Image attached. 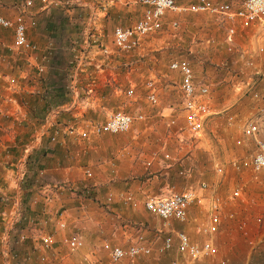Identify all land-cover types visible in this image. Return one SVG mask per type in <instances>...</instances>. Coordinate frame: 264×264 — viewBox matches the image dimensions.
<instances>
[{
  "label": "rangeland",
  "instance_id": "1",
  "mask_svg": "<svg viewBox=\"0 0 264 264\" xmlns=\"http://www.w3.org/2000/svg\"><path fill=\"white\" fill-rule=\"evenodd\" d=\"M57 1L59 3H56ZM227 1L234 7L240 3L239 0ZM22 2L23 0H0V16L11 20L20 12ZM78 2H86V14L75 31L85 33L84 37L88 33L90 41L85 39L75 48V60L81 62V58L87 55L84 61L88 62L89 68H93V62H99V65L90 73L86 90L77 88L74 93L71 90L72 97L69 101L74 103L68 111H73V114L84 109V117L77 120L76 117L68 115L63 126H84L86 123L98 122L116 110L140 114L141 118L133 121L126 131L118 134H89L82 138L70 134L73 138L72 142L68 143V148L67 135H58L56 132L53 134L54 140H50L49 135H42L40 138H43L47 148L45 158L50 159L52 155L54 157L50 159L52 162L49 167L44 168L50 170L43 172L41 169L37 172L35 193L44 197L54 194L57 199L49 201L45 206L57 208L59 212L82 204L86 207H110L117 203L126 206L122 199L126 194L132 196L140 193L144 197L167 196L189 187L200 188V185L205 183L207 191L211 190L220 202L218 209L221 222L218 230L207 236L216 245L217 252L215 255L193 261L198 262L197 264H223L222 257L229 255L230 264H246V258L260 256L257 243H264V176L252 173L249 160L253 152V141L250 137L241 138L240 129L242 130L245 117L255 113L259 104L264 109V73L255 65V61L260 57L264 60V31L259 29L258 33L246 42L248 49L246 46L244 50L248 52L233 46V37L232 50L227 51L224 31L218 36L209 27L211 23L220 27L224 25L223 19L227 23L232 19H226L220 14L205 13L208 18L202 23L194 24L198 31H193L194 28L185 25V20L172 16L170 18L168 13L171 11H165L161 27L142 37L135 49L124 53L113 46L112 30L116 25H131L138 16L140 17L142 10L139 12V4L133 0H46L43 4L31 0L30 7L22 12L26 24V38L27 35L29 38L34 34L33 29L36 26L32 14L38 6H48L56 16L59 13H67L68 9V14L77 17V8H80V5H76ZM171 21H176L177 25L171 27ZM252 25L255 24L248 27ZM259 35V42L256 44ZM12 36V26L0 28V111L6 112L13 110L11 106L6 108V105L14 104L13 94L15 95L17 85L23 81L30 84L36 71L42 72V64L45 63V49L40 53L36 52L37 47L34 51L13 48ZM259 46L263 48L262 51H258ZM99 47H105L106 51L99 50ZM36 58L40 59L39 64H35ZM179 58L190 64L198 82H205L210 87L206 102L210 112L216 111L204 119L198 139L190 137L182 128L179 80L173 75L177 71L168 67L171 60ZM148 80L154 81L156 101L153 104L145 98V82ZM128 88L133 89L132 97L125 95ZM252 92H257V97H252ZM12 113L15 114L13 111ZM228 116L230 119H227ZM258 120L264 124V111ZM2 132L6 133L5 130ZM40 138L38 141H41ZM61 140H64L65 144ZM53 150H56V153L51 155ZM244 161L247 162L246 165L238 169L233 168V162ZM214 164H222L225 171L221 174L216 172ZM118 170H128V173L126 177L115 182L114 174ZM85 172H89V176H86ZM47 175L52 179L53 186L44 188L43 182H39L37 178L43 180ZM124 181L129 183L124 184ZM234 187L240 188V195L230 198L229 193ZM109 193L112 198L118 195L119 201H115V197L106 201ZM95 194L97 196L91 200ZM78 197L81 200H78ZM35 202L38 207L43 205L41 199H36ZM206 204L207 202L202 206H189L187 220L193 218L196 222H187L193 227L207 221ZM195 206L199 212L195 211ZM230 212L232 217L227 216ZM7 217L6 213L2 214L3 224L12 226V220H7ZM35 217L37 221H41L39 223L44 220L40 214ZM256 217H260V221H256ZM36 219L32 217L31 221L34 223ZM159 223L154 217L146 222L151 225ZM42 225L43 234L49 235L51 240L64 237L68 233L79 236L73 232L74 227L58 231L53 220ZM42 225L37 230L33 228L30 232L26 231V234H33L34 242L39 245L42 255L45 256V260H42L40 254H37L38 261L45 262L47 258H51L50 254H59L66 258L81 249L70 250L54 243L50 247H43L38 240ZM174 228L176 230L177 226ZM167 230H171L170 226ZM167 232L157 230L156 236L163 237ZM19 234L23 236L21 233L15 235V232H12L16 244L23 240ZM10 239L11 237L9 241ZM149 246L150 254L157 253L156 244ZM262 247L264 248V244ZM8 251L12 250L8 248ZM102 253L103 263H111L106 252ZM165 253L167 251L162 254ZM250 264H264V259L261 262L260 259L254 258Z\"/></svg>",
  "mask_w": 264,
  "mask_h": 264
},
{
  "label": "crops",
  "instance_id": "2",
  "mask_svg": "<svg viewBox=\"0 0 264 264\" xmlns=\"http://www.w3.org/2000/svg\"><path fill=\"white\" fill-rule=\"evenodd\" d=\"M35 1L37 3L38 0H35ZM225 1H227V0H225ZM175 2H176V4H178L180 6H184L187 4V2H193V0H176ZM56 3H59V1H57ZM78 3L76 5H80L79 6L80 8H77V11H78L77 17L73 16V14L72 15L68 14V9H66L67 13L63 12V15L67 19V24L69 27L73 26L74 24H77V26H78L81 24V22H83L82 18L86 14V8H85L86 2H84V4H82V2H78ZM138 6H139V12H141L142 8L140 7V5H138ZM72 11H73V9H72ZM81 11H83V14H82V16H79ZM33 12L34 13L32 14V16L34 17L36 27H34V29H33V31H34L33 36L28 38V35H27V38L29 39L30 42L35 43L37 45V51L36 52L41 53L42 49L44 50L45 48L51 47L52 45H54L53 40L50 42V37L52 35V27L54 26V23H55L56 14L54 15V12L52 11L51 8H48V6H46V7L38 6L36 9H34ZM169 13H168V16L170 18L172 16V18L175 17L177 19L180 18L182 20H185L186 21L185 25H187L188 28H194L193 31H195V30L198 31V27L195 28L194 24L202 23L204 21V19L208 18L205 15L206 12L192 13V12L186 11L184 9L177 10V11H171L170 15H169ZM105 17H106V15H105ZM102 18H104V17H102ZM138 18H139V16H138ZM220 21H222V20H220ZM223 21H224V25L222 24V26L220 25V27L217 24L211 23L209 29L214 31L215 35L220 36V34L223 31L225 33V31H226L225 28L227 26H232L234 28L233 46L238 47L241 51L246 49V46H247L246 42H248L250 40V38L255 36V34H257L259 31V28L256 27L255 25H252L248 28H244L240 25L239 21L235 20V19L230 20L228 23L225 19H223ZM84 34L85 33H83V32L75 31L72 29L68 30L62 34V38L63 39L65 38L67 40L69 52H71L70 49H72V52H73L74 47L72 46V43L74 42L73 40L77 37V35H79L81 38V41L79 42L78 46L84 42L85 37H86V36L84 37ZM259 38H260V35L256 39L257 40L256 44H258ZM219 41L221 42V38ZM219 45L221 46L222 43H219ZM259 47H261V46H259ZM212 48H210V49L212 50ZM247 49H248V46H247ZM244 51L248 52V50H244ZM75 53L76 52L74 51V53H73L74 58H76ZM78 57H80V56H78ZM86 57H87V55H84L83 58H81L82 59L81 62H79V60H77V61L75 60V63H74L75 66H74V68H72L71 74L66 81L67 87L70 90H73V93H74V90L77 89V84L81 80H85L88 76V73H92L93 71H95V68L98 67V65H99V62L98 63L93 62V65H92L93 68L92 67L89 68L90 66H89L88 62L84 61V59ZM39 60L40 59L36 58L35 64H39ZM255 65L258 66L260 68V70L264 73V60H263V58L260 57V59L255 61ZM39 67H41V66H39ZM58 68H61V67H58ZM90 69H92V70H90ZM49 70H50L49 65H47L46 62L43 63L42 64V72H40V75H39L42 78L39 79L38 78L39 76H37L31 80L30 84L26 83L24 81L20 82L17 85L16 90L14 92L15 95L13 94L14 104H11V105L7 104L6 105V108L11 106V108L13 109L12 111L15 114H13L12 111H7V112L5 111L7 113V118H6V120L2 121V124H1L2 129H0V193L9 194V195L13 196L14 199H16V195H17V193H16L17 187L15 184L16 179H15V175H14V171H13L14 169L11 167V164H6V150H5L6 145H7V143H9V141H11L14 138V136L17 133L18 127L14 126L13 124L18 123L19 121L21 122L23 120H27V118H28L27 117L28 116V113H27L28 110L26 109V106L23 105L22 102L20 101V94L23 92L37 91V92H39L40 95H42V94L47 95L48 94L47 92L49 91L47 89L49 88L50 85H49V82L46 81L47 79H45V78H46L47 74H49L48 73ZM173 75H174V78L176 80L177 79L179 80V73L174 72ZM49 76H50V74H49ZM88 80L86 79V81H88ZM46 83H48V84H46ZM98 85H100V84H98ZM86 86H87V84H86ZM35 95H37V94H35ZM45 97H48V95ZM73 103H74V101L68 100V102L64 103L59 109H56V110L49 109L47 111H44V113H43L44 119H47L49 121V123L52 124V127L49 129V133L55 134L57 132L58 135L59 134L67 135L66 147L68 146L69 142H72V138H73L70 134L64 133V131H63V127H64L63 124L67 121L66 120L67 116L72 115V117H76L77 120L78 119L81 120L84 117V112H85L84 109L82 110V112H74L73 114L71 113L73 111L69 112L68 110H70ZM211 112L213 113L216 111L211 110ZM211 112H210V114H211ZM74 115H76V116H74ZM250 115H248V116H250ZM228 117L230 118V116H228ZM5 121H6V123L4 124ZM3 124L5 125L4 127H3ZM59 126H63V127L61 128ZM66 126H70V125H66ZM3 130H5L6 133H3L2 132ZM241 132H242V130L240 129V136L242 135ZM242 137L245 138V136H243V135L241 136V138ZM61 142L65 144L64 140H61ZM52 154H54V153H52ZM53 157L54 156L52 155L51 158L53 159ZM20 159H21V157H20ZM47 170H50V169H42L41 171L46 172ZM39 172H40V170H39ZM119 172L120 171L118 170V172H115V174H114L115 182H118V179H123L124 177H126L128 170H127V172H124V171H122L120 173ZM41 181L43 182L42 187H44V188H47L49 186H53V184H51L52 179L49 178L48 175L46 178H43V180H41ZM126 182H128V181H124L123 183L126 184ZM144 184H146V183H144ZM116 185L118 186V183H116ZM146 185L148 186V184H146ZM148 189H151V188L148 186ZM204 193H205V195H209V192L207 190H204ZM141 195L142 194H140V193L132 195V201L131 202L126 203L123 201V203L126 204V206H123V205L117 203L116 205H112L110 207H103V206H98V205H96V206L91 205V206L86 207V206H83V204H82V205H79V206H76L73 208H67L64 211H59L58 212L59 214H57L55 212V210H57V208H51V206H49V205L45 206V204H48L49 201L57 199V197H55L54 194L46 195L44 197L43 195L41 196V195H38L37 193H35L33 195V198L31 199L32 204H30V207H29L30 211H31L30 212L31 216L29 215L30 220H28L25 224H22L19 227L16 226L11 231H7L5 234L0 235V264H11L13 262L14 259L12 258V255H11L12 251L11 252L8 251V248H10L11 250L15 249V251H17L18 254H20L19 257H21V259L25 262V264H104L103 263V253H102V252H104V254H105V251L102 248V244L104 242H107L108 244H110L112 246L116 245V246L125 247V246L133 243V240H134L136 235H141L146 244L151 245V246L154 244H157L159 242L160 238H162L161 236H158V235L156 236L157 230L161 229L162 231L167 232L168 227H164L162 225L161 218L159 216L153 215L144 209V207H143L144 196H141ZM96 196H97V194H95L94 197H92L90 199L92 200ZM114 197H115V199H114ZM114 197L112 198V200L114 199L115 201H119L118 195H117V197L116 196H114ZM119 197H120V195H119ZM36 199H41L43 202V205L41 204L38 207V204L35 202ZM79 199L80 198L78 197V200ZM79 204H81V203L79 202ZM194 209H195V211L199 212V210H197L196 206L194 207ZM3 213H6V215H8L7 220H13L11 218L12 212H11V210H9V208L4 210ZM194 213L196 214V212H194ZM39 214L41 217L44 218V220H42L43 224H46L47 221L53 220L55 222V229H57L58 231L64 230L66 227H70V228L74 227L75 231H73V232H76L82 238L81 239L78 236L83 243V246L81 247V249H79L77 252L73 253V255H70L69 257H66V258H65V256H62L59 254H55V255L50 254L51 258H47L45 262L38 261V259H36V257H37V254H40V255L42 254L41 249H40L39 245H37V243L34 242V239L32 238L33 234L32 233L26 234V231L30 232V230L33 228L36 230H37V228L38 229L40 228L42 223H39L41 221H37V219L35 217L36 215H39ZM257 215H258V213H257ZM32 217H34V219H36V222L33 223L31 221ZM153 217H154V220H155V218H157L160 221V223L157 225L146 224V222L149 221L150 218L152 219ZM60 218L65 223V227L63 229L59 228L58 224H57L58 220ZM187 218H186L185 222H182V223L177 222V221H172L170 223V229L172 230L174 227L177 226L176 230L184 231L190 241H198L199 242L201 239H203V236H201L199 233H198V236H196L198 226L193 227V225H191L192 223H194L196 221H194L193 218H191V220L190 219L187 220ZM187 221H190L191 224ZM11 222H13V221H11ZM4 226H6V228H8V230L10 228H12L11 225H8L5 223H4ZM42 226L43 227L40 230L42 231L41 233L43 234L44 225H42ZM12 232H15V235H16V233H21L23 236H21L20 234H19V236L23 237L22 238L23 240L20 242H17V244H16V242L14 241V237L12 235ZM68 235H70V233L66 234L65 236H68ZM9 236L11 237L10 240L13 242L9 241V238H10ZM62 238H63L62 236L57 237V238H53L52 243H54L56 246H59V247H63V246L66 247L65 244L62 242ZM256 239L258 240V237ZM263 244L264 243H260V244L257 243V247L260 248V252H261L260 256L257 255V257H251V258L249 257V259L246 258V261H244V263L247 264L249 262V264H250L252 262V259H254V258H255V260L260 259L262 262V260L264 259V254H263L264 248L262 247ZM222 258H223L222 261H224V262H222V261L221 262L223 264H230V262L228 261V260H231L229 255L228 256L224 255ZM44 260H45V256H44ZM195 261L189 260L185 256L179 254L175 249V242H174L173 247L169 251H167V253H165V254H161V253H154V254H150V255H141L140 254V255H137V256L132 257V258H128V257L123 258L115 264H197L198 262H195ZM108 264H111V263H108Z\"/></svg>",
  "mask_w": 264,
  "mask_h": 264
},
{
  "label": "built area",
  "instance_id": "3",
  "mask_svg": "<svg viewBox=\"0 0 264 264\" xmlns=\"http://www.w3.org/2000/svg\"><path fill=\"white\" fill-rule=\"evenodd\" d=\"M43 4L46 0H38ZM135 3L142 6L140 17L131 25L121 26L116 25L112 30V44L120 52H130L135 49L142 37L158 30L162 25V15L166 11H177L184 9L192 13L206 12L208 14H220L225 16L226 19L238 20L242 27H248L255 24L259 29L264 31V0H240L239 5L234 7L231 3L225 0H193L187 2L186 5L180 6L175 4L174 0H134ZM31 0H23L21 10L9 20L0 16V28L13 27L12 47L21 51H34L36 44L30 42L26 38V24L23 20L22 12L25 8L30 7ZM176 21H171L170 26L175 27ZM225 31L224 40L227 43V51H231V42L234 35V28L227 26ZM99 50L106 51L105 47H99ZM263 48L259 47L258 51ZM1 60V59H0ZM250 62H247L249 64ZM169 69L175 70L179 73L178 90L180 94V118L182 128L185 129L189 136L198 139L200 138L203 121L210 115L206 98L210 93V87L205 82H198L195 77L190 64L183 58L171 60L168 65ZM40 69V67H39ZM147 94L145 96L149 103L156 101V93L154 89V81L148 80L145 82ZM127 97L133 96V89L128 88L125 90ZM252 97H257V92H252ZM264 111L263 107L259 104L255 113L247 116L242 126V135L250 137L253 141V152L249 160V167L252 173L264 176V124L258 120ZM7 113L0 111V128L3 120H6ZM141 118L140 114H129L127 112L116 110L110 112L101 121L94 123H86L84 126H64V133L74 134L82 138L89 134H118L126 131L133 121H138ZM230 119L229 117H227ZM170 122H172L170 120ZM52 124L47 119H43L33 134V139L30 146H34L35 142L45 134L49 135L50 140H54V133H49ZM21 161V160H20ZM247 162H233L232 166L235 169L241 168ZM19 167V166H18ZM20 168V167H19ZM214 170L218 173L225 171L222 164H214ZM89 176V172H85ZM20 173L18 169L15 170V178ZM206 189V184L202 183L200 188H186L180 192H172L168 196L162 195H146L143 199L144 209L161 218L164 227L170 226L172 221L185 222L187 218V210L190 205L202 206L207 202L206 207L208 210V219L205 224L197 227V232L203 236L199 242L190 241L184 231L169 230L160 238L155 246V252L164 253L173 247L175 242L176 251L188 258L189 260H198L205 256L215 255L217 247L214 245L207 236L214 234L221 222V215L218 209L220 202L219 198L209 190L210 195H203ZM240 195V188L234 187L230 193V198H237ZM106 201H111V194H107ZM124 202H131L132 196L126 194L123 198ZM9 210L14 216L16 211V204L12 203ZM57 214L58 210H55ZM232 217V213L227 214ZM256 221H260V217H256ZM58 227L63 229L65 227L64 221L60 218L58 220ZM39 243L43 247H50L52 240L47 234H40ZM62 242L70 250H76L83 246L81 239L73 234L62 238ZM103 250L106 252L107 257L111 263H117L123 258H132L137 255H149L151 247L143 242L141 235H136L133 243L122 247L112 246L107 242L102 244ZM40 259L44 260L41 254Z\"/></svg>",
  "mask_w": 264,
  "mask_h": 264
},
{
  "label": "trees",
  "instance_id": "4",
  "mask_svg": "<svg viewBox=\"0 0 264 264\" xmlns=\"http://www.w3.org/2000/svg\"><path fill=\"white\" fill-rule=\"evenodd\" d=\"M83 11H81L79 16H82ZM77 24L73 26H68L67 19L63 14H58L55 18L54 26L52 27V35L50 37V42L53 40L54 45L51 47L45 48L44 58L47 65H49V74H47L46 81L49 82V90L47 95H40L39 92H23L20 94V101L23 105L26 106L28 110V118L27 120L19 121L18 123H14V126H17V133L14 138L9 141L6 145V164H11V167L15 170L18 169L20 173L18 177H16V187H17V195L16 199L9 194L0 193V235L5 234L7 231H11L16 226H20L25 224L28 220H30V204H32L31 199L35 194L36 184V176L39 170L44 169L45 167H49L52 159L45 158L47 154V148L45 143L43 142V138L41 141H38V144L35 146H30V142L33 139V131L39 126V124L44 119L43 113L49 109H59L64 103H66L72 97V91L67 87L66 81L71 74L72 68H74L75 58L73 53L75 48L78 47L81 38L79 35L73 40L72 46L74 47L73 52L68 51V43L67 40L62 38V34L68 30H76ZM70 28V29H69ZM88 33L85 39L89 40ZM66 41V42H65ZM71 46V47H72ZM67 52V53H66ZM69 52V53H68ZM63 66L62 68H58ZM40 75V72L34 76L37 77ZM39 79L42 77L39 76ZM49 78V79H48ZM90 79V73L86 78ZM81 80L77 84L78 90H86V84L88 81ZM48 84V83H46ZM45 92V93H46ZM37 94V95H35ZM20 125V126H19ZM52 153H56V150H53ZM21 157V159H20ZM21 160V161H20ZM20 168H19V167ZM39 182L41 178H37ZM16 203V211L13 219L12 228L8 230L6 226H4L2 222V214L4 210L9 208L12 203ZM31 216V215H30ZM11 254L13 255V262L11 264H25V262L19 257L17 251L12 250ZM18 255V256H17Z\"/></svg>",
  "mask_w": 264,
  "mask_h": 264
}]
</instances>
